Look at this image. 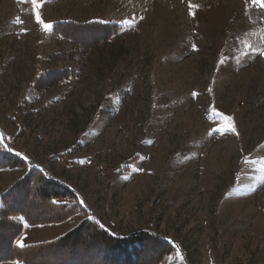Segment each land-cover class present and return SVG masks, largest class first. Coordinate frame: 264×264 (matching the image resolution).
Instances as JSON below:
<instances>
[{
  "label": "rangeland",
  "instance_id": "1",
  "mask_svg": "<svg viewBox=\"0 0 264 264\" xmlns=\"http://www.w3.org/2000/svg\"><path fill=\"white\" fill-rule=\"evenodd\" d=\"M40 21L119 30L76 43ZM49 69L75 75L34 88ZM0 123L10 151L76 185L98 213H132L122 226L142 231L154 213L147 222L175 228L196 264H264V0H0ZM116 172L132 180L115 193Z\"/></svg>",
  "mask_w": 264,
  "mask_h": 264
},
{
  "label": "trees",
  "instance_id": "2",
  "mask_svg": "<svg viewBox=\"0 0 264 264\" xmlns=\"http://www.w3.org/2000/svg\"><path fill=\"white\" fill-rule=\"evenodd\" d=\"M115 23L57 21L51 32L63 41L92 43L118 34ZM86 39V40H84ZM54 54L51 58L59 56ZM75 75L72 70H46L32 84L37 90ZM26 171L0 195V262L21 264H166L176 246L169 240L138 231L115 235L95 220L78 194L52 177L43 165L29 163L0 139V169ZM81 213L85 217L58 237L18 246L14 241L27 225L61 223ZM19 217V218H18Z\"/></svg>",
  "mask_w": 264,
  "mask_h": 264
},
{
  "label": "crops",
  "instance_id": "3",
  "mask_svg": "<svg viewBox=\"0 0 264 264\" xmlns=\"http://www.w3.org/2000/svg\"><path fill=\"white\" fill-rule=\"evenodd\" d=\"M3 125H1L0 123V139L7 145L9 146V141L7 138H5L4 136V132H3ZM15 149V148H14ZM16 152H18V154H21L23 155L26 160L29 162V163H35L36 161L31 157L29 158L26 154H28L26 151H21V150H16ZM45 167V166H43ZM45 170L49 173V175H52L54 178L64 182L65 184H67L70 188H72L77 194L78 196L81 198L80 200H82L84 202V204L90 209V213L92 215V217L98 221L99 225H102L104 228H106L109 232H111L112 234H115V235H127L129 233H132V232H137L138 230L137 229H133L132 227L128 226V225H121L123 224L122 222H127L128 220H130V216H133L132 213H128L125 214V213H112V214H109L108 210H105L103 211L102 213H98L97 212V207L96 205H93V202H96L94 200H91L87 195H85L78 187H76V185L72 184L71 182L69 181H66L60 177H57L56 175H53L50 171L47 170V168L45 167ZM26 170L25 169H19V168H14V169H0V187L3 185L4 187L2 189H0V195L4 192V189L9 187L12 183V177L13 175H17V178L21 177V175H23V173L25 172ZM116 174H118V177L109 185L111 186V188H114L113 190L116 191L117 190H120L121 188H123L125 186V184H128L132 179L130 178V181H128L129 179H125V177L123 175L124 172H116ZM14 179V180H15ZM128 182V183H127ZM108 187V186H107ZM102 192V191H101ZM106 197L104 196L103 193H100V196L97 198V203L98 205L101 204V202H108V199H105ZM241 199L242 201L241 202H244L246 201V203L248 204L249 201H253L251 199L254 198V196H240V197H233V196H230V195H224L220 198V201L221 203L223 202H232L234 201L233 199ZM168 204H166L165 206L163 207H166ZM162 207V208H163ZM242 207V206H241ZM244 207H247L245 208V210H251L252 207H249V206H244ZM202 208H205V210H201V214H206L205 216H203L206 220L209 219V216L208 214L213 212L212 208H209V207H202ZM173 209V207H170L168 208V210H170L168 216H164V218H162V221L164 220L167 221V219H169L168 217H170V214H173L174 212L171 210ZM244 209V208H242ZM254 209V208H253ZM252 209V210H253ZM262 208L261 209H258L257 212H261L262 213ZM155 215L154 213H146V218H143V222H141V218H139V222L138 223H141L143 226H145V228L141 229L142 231H146V232H149L152 233V234H155V235H158V236H161L163 238H166L168 240H170L171 242L174 243V245L176 246V252L170 256V258L168 259V261H166L167 263L166 264H196L194 259H195V256L192 255L189 251L190 249L187 247V245L185 244V242H183V240L179 239L176 234H177V231H175V228L173 229H170L169 233L167 234L166 232H160L159 231V223L158 226H154L153 224L147 222L148 219L150 220L151 217ZM85 216L81 213H77L73 216H71L70 218H68L66 221L62 222V223H53V224H47V225H37V226H29L27 225L22 218H19V221H21L24 225V227L22 228L23 231L22 233L15 239V243L17 245H26V244H31L32 242L34 241H25L27 240L26 238H28L29 236L27 235L28 233L31 234L32 231L34 229H38V230H41L43 231L44 229H49L50 227H59V226H64V225H67L64 227V231L66 232L67 230H70L71 228H73L74 225H77ZM122 219V220H120ZM155 219H158V222L160 221V217L158 218H155ZM264 219V218H263ZM202 225L205 224L206 221H200ZM129 224H132V223H129ZM156 224V225H157ZM207 224V222H206ZM205 224V225H206ZM162 225V224H161ZM204 225V226H205ZM127 226V227H126ZM63 232V233H65ZM62 233V234H63ZM25 235V236H24ZM60 234L56 235L55 237H52L50 239H54L56 237H58ZM26 237V238H23ZM48 239V240H50ZM20 240V241H19ZM19 241V243H17ZM44 241V240H43ZM29 242V243H28ZM37 242V241H36ZM40 242V240H39ZM206 245L204 246H201L199 247L200 251H204ZM200 261V264H222V263H218L216 262L215 260H212V259H207V260H202V258L199 259Z\"/></svg>",
  "mask_w": 264,
  "mask_h": 264
},
{
  "label": "snow or ice",
  "instance_id": "4",
  "mask_svg": "<svg viewBox=\"0 0 264 264\" xmlns=\"http://www.w3.org/2000/svg\"><path fill=\"white\" fill-rule=\"evenodd\" d=\"M33 3H36V0H33ZM39 19H40L39 16H37V20H39ZM40 23L43 25V28H44L45 31H47V30H49L51 28V24L50 23H44L43 21H40ZM221 115H223V114H221ZM223 119L226 120V121H231L232 120V118L228 117V116H223ZM228 129L230 131L235 132V127L231 123L228 124ZM17 243H19V241ZM21 246H23V245H21Z\"/></svg>",
  "mask_w": 264,
  "mask_h": 264
}]
</instances>
